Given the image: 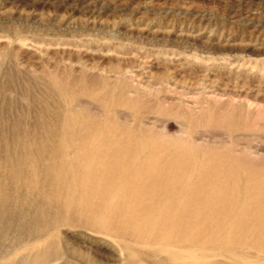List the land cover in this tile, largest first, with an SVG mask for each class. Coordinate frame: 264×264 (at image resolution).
<instances>
[{
  "label": "rangeland",
  "instance_id": "rangeland-1",
  "mask_svg": "<svg viewBox=\"0 0 264 264\" xmlns=\"http://www.w3.org/2000/svg\"><path fill=\"white\" fill-rule=\"evenodd\" d=\"M83 126L95 138L118 136L125 160L181 157L188 180L201 165L220 169L185 196L192 211L224 219L211 210L218 192L252 205L264 191V0H0V264H181L156 256V243L65 223L54 184L75 181L58 150ZM84 132L85 142H96ZM166 200L136 196L131 216L144 206L168 209ZM132 203L129 196L126 208ZM260 205L233 212L255 216ZM204 224L182 229L204 238ZM135 226L143 231L145 223ZM45 246L48 260L34 262ZM167 248L189 254L188 264L206 260L195 244ZM245 251L250 264H264Z\"/></svg>",
  "mask_w": 264,
  "mask_h": 264
},
{
  "label": "bare ground",
  "instance_id": "bare-ground-1",
  "mask_svg": "<svg viewBox=\"0 0 264 264\" xmlns=\"http://www.w3.org/2000/svg\"><path fill=\"white\" fill-rule=\"evenodd\" d=\"M74 122L71 116H67L66 124ZM64 127L67 132L71 133L72 127L66 125ZM95 127L98 130L107 131L104 127ZM79 129L80 136L77 140H66L67 143H63L58 150L60 156L69 162L70 179L68 180L75 181V184L69 186L61 183L60 180H56L57 184H54L55 190L59 194L63 193L62 200L54 202L58 203L59 212H67L65 223L70 225L75 223L74 226L81 229L107 234L114 231V234L121 240H123V235L127 234L135 238L133 240L136 243H140L142 239L148 244L156 243L157 246L153 247V251L162 261L178 260L181 264L192 262L193 260H189V254L182 251H171L167 248L175 246L188 249V245L192 244L200 248V257L203 256L206 259L199 264H223L217 258L220 255L229 256L234 264H250L248 258L251 255L245 251L246 249H254V252L257 255L261 254L264 260V206L260 205L264 204V191L262 195L256 197V202L252 205L246 201L238 203L233 199V194L229 192H218L216 194L218 204L211 207V210L215 209L214 213L224 214V219L218 220L210 213L202 214L208 212L205 209L192 211L193 209L189 208L186 200H183L185 196L193 192L197 184L205 183L212 175L222 176L220 169L214 170L208 167V164L201 165L199 172H195L197 177L188 180V169H184L182 165L184 160L179 156L144 155L125 160L122 157V151L116 148L118 136L111 139L110 135L107 137L106 134L101 136L97 133L96 135L100 137L95 138L93 133H87L89 128L83 126ZM82 130H85L83 136L90 137L96 142H85L86 139L81 137ZM91 131L95 130L91 128ZM193 167L188 168L194 170ZM109 169L113 171L110 172ZM235 179L240 181L241 176L238 175ZM152 184L156 186L155 189L152 188L154 190L150 189ZM24 186L36 197L37 188L30 187L28 184ZM262 186L264 190V182ZM150 192L158 196L166 195L165 203L168 209L159 205V207L144 206L146 210L143 211L146 213H141L138 221L139 217L131 216L136 212V196L140 198ZM129 196L133 198L134 208L127 209L126 203ZM3 197L0 198V222L4 221L5 216L6 199ZM36 201H40L39 196ZM107 202L115 203L111 207ZM48 205L50 204H46ZM256 205L263 207L260 214L248 217L242 215ZM237 209L242 214L233 212ZM187 214L192 218L186 219ZM78 215H83V218H77ZM154 215L158 217L156 223L152 219ZM112 217L115 218L114 221L109 222L108 219ZM125 217L128 219L130 217L128 224L122 222V218ZM196 220L204 221V225L209 226L211 230L203 234L204 238L194 236L187 229L191 235L188 236L182 229L185 222L193 223ZM139 222L145 223V231L136 229L135 223L139 225ZM233 222L237 224V229L246 231L251 239L245 237L247 234L243 236L240 231H235L236 225H231ZM48 252L49 246L42 248L41 252L36 250L34 262L48 260ZM210 258L213 261H208Z\"/></svg>",
  "mask_w": 264,
  "mask_h": 264
}]
</instances>
